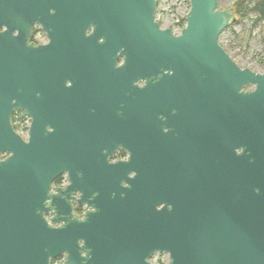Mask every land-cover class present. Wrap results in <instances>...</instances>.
I'll return each instance as SVG.
<instances>
[{"label": "water", "instance_id": "1", "mask_svg": "<svg viewBox=\"0 0 264 264\" xmlns=\"http://www.w3.org/2000/svg\"><path fill=\"white\" fill-rule=\"evenodd\" d=\"M218 3L189 0L175 35L156 0H0V264H264V72L223 50ZM59 99L76 115L54 118ZM180 111L200 150L157 129Z\"/></svg>", "mask_w": 264, "mask_h": 264}, {"label": "rangeland", "instance_id": "2", "mask_svg": "<svg viewBox=\"0 0 264 264\" xmlns=\"http://www.w3.org/2000/svg\"><path fill=\"white\" fill-rule=\"evenodd\" d=\"M155 21L161 28H168L178 34L184 25L182 21L189 11V0H156ZM236 0H219V9H232L234 12L233 23L224 29L218 37L219 44L230 56L231 60L241 68H247L253 72H264V25L254 21V15L249 13L246 17H240L236 13L234 3ZM244 32L246 34H244ZM244 34V36H242ZM237 36V38H235ZM37 38L44 41L42 34ZM253 86H249L251 90ZM167 256L154 255L152 264H167ZM62 258L54 260L51 264H61Z\"/></svg>", "mask_w": 264, "mask_h": 264}, {"label": "flooded vegetation", "instance_id": "3", "mask_svg": "<svg viewBox=\"0 0 264 264\" xmlns=\"http://www.w3.org/2000/svg\"><path fill=\"white\" fill-rule=\"evenodd\" d=\"M31 28H32V31H31V36H30V44H32L34 46H44V44H47L50 41V39L47 36L46 31L44 29H42L40 24L33 23ZM90 32H91V30H87V33H90ZM38 34H42V37L45 38L44 41H40L39 38H37ZM122 61H123L122 58L116 60L115 61V67H118L122 63ZM238 67H240V66H238ZM136 85L138 87H141V86H143V82H137ZM67 86H69V82H66V81L62 82L60 84L59 91L61 93H63L64 92L63 89L66 88ZM248 87L249 86L245 87L244 90H248ZM249 91H251V90H249ZM68 108H69V106L63 101V99L57 100V102L54 104V107H53V109L56 111L54 118H58V117L69 118V116H75L76 113L73 112L72 110L68 111ZM50 109H51V107H50ZM106 110L112 111L111 109H106ZM16 113H19V117L15 115ZM180 116L181 117H179V119H177L175 121H170L168 119H165L164 117L160 118L161 120L156 121L157 129L159 128L164 134L167 133V131L170 132V135L174 136V137H171V140L175 139L176 136L178 135V133H185V134H187V137H188L187 140H190V141H186L187 147L199 149L193 143V142L200 143L199 139H197L194 136V134L192 133L193 129L191 127H187L188 123L186 121L191 120V119L188 118L186 120V118L184 117L185 112L180 111ZM196 120H198V119H196ZM30 122H31V117L24 110H15L14 109V111L11 113L10 124H11L14 132L17 133L25 143L27 142V140L29 138L28 133H29V128H30ZM166 123H167V126L165 128L162 126V124L166 125ZM175 128L178 129L179 131L176 132L174 130ZM171 129H173V130H171ZM47 130L51 131L50 128H48ZM160 136L163 137L162 135H160ZM177 139H179V138H177ZM165 140H167V139H165ZM184 144H185V141L182 140V145H184ZM240 152H241V149H236V153H240ZM10 155H11L10 152L0 153V160L1 161L6 160V158L9 157ZM127 157H128V153L125 150H121V148H118V149H115L114 152L112 153L111 157L108 158V162L114 163L115 161H124ZM67 184H68L67 174H66V172H62L60 175L56 176L52 180L51 188H63ZM73 196L75 198H78V196H79L78 192L75 191L73 193ZM70 204L72 206L73 213L75 215L79 216L80 218H82L84 212L87 210L85 207V204L84 205L80 204V203L76 202L75 200H73V201L70 200ZM44 216L46 219H49L50 213L44 212ZM154 255L161 256L160 254H154Z\"/></svg>", "mask_w": 264, "mask_h": 264}, {"label": "trees", "instance_id": "4", "mask_svg": "<svg viewBox=\"0 0 264 264\" xmlns=\"http://www.w3.org/2000/svg\"><path fill=\"white\" fill-rule=\"evenodd\" d=\"M234 7L236 8V13H238L240 17H246L249 13H252L254 15L253 22H260L264 25V0H236ZM182 21H184V19ZM244 34L246 33L244 32ZM244 34L242 36H244ZM235 38H237V36H235ZM15 115L19 117V113ZM54 260H52L50 264L53 263Z\"/></svg>", "mask_w": 264, "mask_h": 264}]
</instances>
